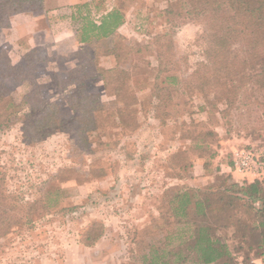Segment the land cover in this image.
I'll list each match as a JSON object with an SVG mask.
<instances>
[{
    "label": "rangeland",
    "instance_id": "374dc122",
    "mask_svg": "<svg viewBox=\"0 0 264 264\" xmlns=\"http://www.w3.org/2000/svg\"><path fill=\"white\" fill-rule=\"evenodd\" d=\"M64 1L69 8L82 3ZM84 2L94 19L112 8L122 11L115 37L121 50L149 45L122 62L131 67L127 86L134 120L121 123L109 106L111 116L90 134V152L65 131L29 143L20 118L0 129V172L15 205L12 213L21 221L0 237V264H144L145 245L175 232L178 224L167 200L177 189L204 190L227 173L228 181L244 179L231 169L233 151L264 145V89L250 86L226 108L194 75L207 62V20L188 13L189 0ZM73 30L68 22L63 40L39 47L49 57L48 71L74 66L92 56L95 45L100 65H115L112 56L100 53L108 39L84 47L74 41ZM158 53L167 64L160 71ZM7 84L19 101L26 85L10 78ZM87 90L110 100L100 79L90 81ZM50 94L59 95L52 88ZM93 220L102 223L103 234L85 245L82 234ZM231 231L217 233L236 262L259 263L260 257L237 248Z\"/></svg>",
    "mask_w": 264,
    "mask_h": 264
},
{
    "label": "trees",
    "instance_id": "16d2710c",
    "mask_svg": "<svg viewBox=\"0 0 264 264\" xmlns=\"http://www.w3.org/2000/svg\"><path fill=\"white\" fill-rule=\"evenodd\" d=\"M189 1L188 13L207 20L204 49L207 62L200 64L194 72L200 78L201 86L210 87L213 97L222 99L226 108L234 106L239 93L242 91L246 95L250 86L264 89V0ZM225 6L229 8L228 14L224 13ZM42 8L43 0H0V28L9 25L11 15ZM166 11L169 13V8ZM67 16L80 45L86 47L92 41L109 40L104 42L100 53L112 56L115 65L109 68L100 65L97 55L100 47L97 45L92 49V56H85L74 66H59L53 71H48L49 57L41 48H29L17 63H12L8 54L0 51V129L20 118L23 136L29 143L38 142L55 131H65L73 135L79 149L90 152V134L111 116L109 106H114L121 123L133 122L127 86L131 67L123 64L132 54L142 53L149 45L120 49L115 37L124 18L119 8L107 10L94 19L89 3L82 2L70 7ZM161 61V53H158V71L167 68ZM45 75L48 80L41 79ZM8 78L17 85H26L19 101L12 95L6 82ZM95 79L101 80L103 90L110 98L108 102L102 101L98 92L87 90L88 83ZM50 88L59 95L55 98L47 95ZM168 98L161 97L160 102L165 104ZM228 178L230 173L219 177L213 186L204 190L177 189L167 200L178 224L175 232L161 243L145 245L142 262L239 264L225 239L217 233L232 228L231 235L237 248L246 256L252 252L264 264V180L228 181ZM12 200L0 172V237L21 222L12 213L15 208L10 203ZM102 234V223L93 220L84 229L82 242L91 245Z\"/></svg>",
    "mask_w": 264,
    "mask_h": 264
},
{
    "label": "crops",
    "instance_id": "0c3cea01",
    "mask_svg": "<svg viewBox=\"0 0 264 264\" xmlns=\"http://www.w3.org/2000/svg\"><path fill=\"white\" fill-rule=\"evenodd\" d=\"M84 1L87 0H77ZM68 10L64 0H43L40 10L11 15L9 25L0 28V51L17 63L29 48L46 47L63 40L68 35ZM71 34L75 41L74 30Z\"/></svg>",
    "mask_w": 264,
    "mask_h": 264
},
{
    "label": "built area",
    "instance_id": "2783aa9c",
    "mask_svg": "<svg viewBox=\"0 0 264 264\" xmlns=\"http://www.w3.org/2000/svg\"><path fill=\"white\" fill-rule=\"evenodd\" d=\"M231 169L244 179L251 180L264 175V145L260 147H242L232 153ZM254 264H263L254 262Z\"/></svg>",
    "mask_w": 264,
    "mask_h": 264
}]
</instances>
